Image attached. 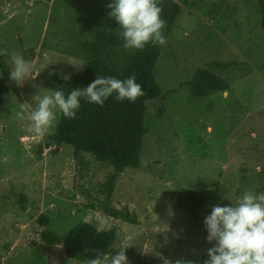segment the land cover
<instances>
[{"label":"rangeland","instance_id":"obj_1","mask_svg":"<svg viewBox=\"0 0 264 264\" xmlns=\"http://www.w3.org/2000/svg\"><path fill=\"white\" fill-rule=\"evenodd\" d=\"M112 2L0 0V50H7L1 63L10 72L11 56L26 51L40 73L22 86L9 79L0 106V264H83L43 238L63 235L80 222L115 230L107 254L127 247L128 264H203L213 246L204 227L212 207L231 206L246 190L264 192L258 0H194L183 6L153 69L161 95L144 106L137 168L117 173L107 158L53 142L58 109L48 134L31 131L27 113L36 96L58 89L52 78L82 72L100 31L119 36L118 23L108 16ZM201 69L225 79L229 89L192 101L188 81ZM22 103H28L24 120L16 116ZM184 189L205 197L197 218L179 208Z\"/></svg>","mask_w":264,"mask_h":264},{"label":"trees","instance_id":"obj_2","mask_svg":"<svg viewBox=\"0 0 264 264\" xmlns=\"http://www.w3.org/2000/svg\"><path fill=\"white\" fill-rule=\"evenodd\" d=\"M194 0H161L158 4L163 8L162 18L167 26L163 30L166 36L185 4ZM260 26L264 41V0H258ZM123 46V40L109 31H100L92 43V58L84 70L69 79L52 78L58 89L65 95L74 88L87 87L97 75L115 76L125 79L135 74L136 82L142 86L144 95L132 103L127 100L118 102L115 94L99 106L81 99V107L75 119H67L60 113L56 134L52 141L72 147L80 153L96 154L115 162V171L121 173L127 166L137 168L140 164V152L143 135L146 132L143 123L145 103L157 99L161 95L160 87L153 76V69L159 59L162 46L147 44L143 50H117ZM29 55V57H32ZM23 56L28 60L27 52ZM9 70L1 63L0 58V106L5 102L10 90L7 87ZM190 99L200 100L215 92L224 93L229 83L206 69L197 71L188 81ZM205 197L201 193L184 189L178 198L181 210L193 218H197L204 206ZM47 219L43 224H46ZM51 245L59 244L68 259L83 263L86 258H94L92 249L107 254L116 241L113 229L99 230L89 222H80L67 230L63 235L48 233L43 235Z\"/></svg>","mask_w":264,"mask_h":264},{"label":"clouds","instance_id":"obj_3","mask_svg":"<svg viewBox=\"0 0 264 264\" xmlns=\"http://www.w3.org/2000/svg\"><path fill=\"white\" fill-rule=\"evenodd\" d=\"M107 7L111 9L108 16L121 29L119 36L124 49L143 50L149 43L154 46L167 43L163 34L167 22L162 18L163 8L158 0H113ZM0 55H7V50H0ZM11 64L9 78L18 86L26 80H35L40 74L34 71L32 62L26 60L23 54H13ZM136 80L135 74L123 80L97 75L87 87L74 88L67 96L62 88L42 97L36 96L35 108L27 113L30 129L37 137L48 134L56 122L57 109L64 118L75 119L81 99L103 106L115 94L118 102L127 100L134 103L144 95L142 86ZM27 108L28 103L21 104L20 111L16 113L18 119H25ZM204 227L207 231L205 239L213 246L207 249V259L203 264H264V192L246 190L231 206H213L204 219ZM126 248H118L115 255L86 248L85 252L94 251L95 254L94 258H86L83 264H128ZM175 264L194 262L177 259Z\"/></svg>","mask_w":264,"mask_h":264},{"label":"built area","instance_id":"obj_4","mask_svg":"<svg viewBox=\"0 0 264 264\" xmlns=\"http://www.w3.org/2000/svg\"><path fill=\"white\" fill-rule=\"evenodd\" d=\"M27 140H23L22 143L24 144Z\"/></svg>","mask_w":264,"mask_h":264}]
</instances>
